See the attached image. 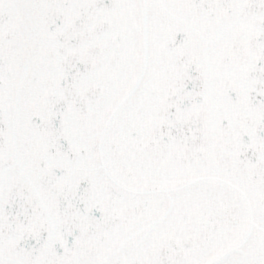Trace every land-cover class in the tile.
<instances>
[{
    "label": "snow or ice",
    "instance_id": "obj_1",
    "mask_svg": "<svg viewBox=\"0 0 264 264\" xmlns=\"http://www.w3.org/2000/svg\"><path fill=\"white\" fill-rule=\"evenodd\" d=\"M0 264H264V0H0Z\"/></svg>",
    "mask_w": 264,
    "mask_h": 264
}]
</instances>
